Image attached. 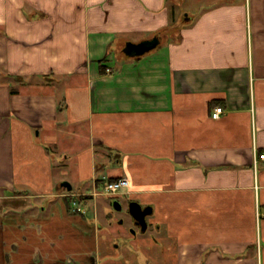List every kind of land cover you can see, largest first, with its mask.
I'll list each match as a JSON object with an SVG mask.
<instances>
[{
  "label": "crops",
  "instance_id": "0c3cea01",
  "mask_svg": "<svg viewBox=\"0 0 264 264\" xmlns=\"http://www.w3.org/2000/svg\"><path fill=\"white\" fill-rule=\"evenodd\" d=\"M261 154L264 0H0V264H264Z\"/></svg>",
  "mask_w": 264,
  "mask_h": 264
},
{
  "label": "water",
  "instance_id": "95a60500",
  "mask_svg": "<svg viewBox=\"0 0 264 264\" xmlns=\"http://www.w3.org/2000/svg\"><path fill=\"white\" fill-rule=\"evenodd\" d=\"M159 37H155L149 40H144L140 43L128 42L123 50V52L129 57H137L143 56L146 53H150V51L156 49L160 44ZM117 205V204H116ZM118 206V205H117ZM118 206L117 208H119ZM150 209H143L137 203H131L129 207V212L132 218L135 219L137 224L142 227V230L145 231L147 229L146 217L150 213Z\"/></svg>",
  "mask_w": 264,
  "mask_h": 264
},
{
  "label": "built area",
  "instance_id": "2783aa9c",
  "mask_svg": "<svg viewBox=\"0 0 264 264\" xmlns=\"http://www.w3.org/2000/svg\"><path fill=\"white\" fill-rule=\"evenodd\" d=\"M223 114H224V109L222 107H216L212 117L213 119H219ZM259 159L264 161V155L261 154L259 156ZM126 186L128 187V180L125 179H121L115 182H108L103 192L105 195L113 197L119 194L120 191ZM82 207L83 206L79 202L73 203L74 211H82L83 210Z\"/></svg>",
  "mask_w": 264,
  "mask_h": 264
},
{
  "label": "rangeland",
  "instance_id": "374dc122",
  "mask_svg": "<svg viewBox=\"0 0 264 264\" xmlns=\"http://www.w3.org/2000/svg\"><path fill=\"white\" fill-rule=\"evenodd\" d=\"M101 192V191H100ZM103 194H104V192H103ZM105 195V194H104ZM106 200H108V201H113L114 203H115V201H118V200H115L114 201V199H112V200H110V199H108V198H105ZM125 201H127V200H124V199H121V202H122V205H126L125 204ZM125 208L123 207V210H124ZM123 213H126V210H124L123 211ZM122 213V214H123ZM122 214H118L119 216H121ZM87 219L88 220H90V221H92V219H94V212H93V209H91V212L88 214V216H87ZM144 233V232H143ZM102 235V238H103V233L101 234ZM140 236H142L143 238H152V233H151V231H148L147 233L145 232L143 235H142V233L140 232ZM102 250V254L104 253V250L103 249H101Z\"/></svg>",
  "mask_w": 264,
  "mask_h": 264
}]
</instances>
